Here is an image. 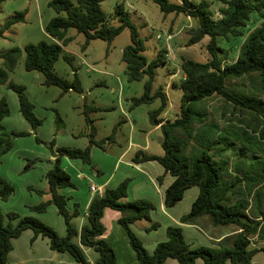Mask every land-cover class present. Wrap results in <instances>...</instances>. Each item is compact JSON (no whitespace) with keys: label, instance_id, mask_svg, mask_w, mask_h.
<instances>
[{"label":"trees","instance_id":"obj_1","mask_svg":"<svg viewBox=\"0 0 264 264\" xmlns=\"http://www.w3.org/2000/svg\"><path fill=\"white\" fill-rule=\"evenodd\" d=\"M103 0H50L57 15L46 25V31L57 41H39L28 43L22 49L13 47L0 53L3 67L0 68V85H6L16 92L20 111L30 123L33 130L43 123V119L35 113V104L27 94L26 86L9 80V73L14 71L19 59L25 55V68L36 70L44 74L46 85H57L62 93L71 90L82 93L81 80L74 69V78L66 79L55 70V63L72 37L67 36L68 29L75 28L86 37L83 49L93 39H103L111 43L125 28L131 30V43L123 49L122 60L126 63V74L129 81L145 79L144 92L140 96L131 98L130 109L145 103H152L160 98L158 108L149 111L150 123L161 125L164 132L162 146L163 155L151 154L139 149L133 156V161H158L165 169V174L174 177L173 182L165 192V205L171 207L183 199L185 191L193 186L199 187V194L193 201L191 210L181 217V221L194 219L202 214H209L215 224L235 223L241 231L232 238V243L222 244L220 247L198 246L192 247L186 240L183 227L169 225L167 239L160 241L153 252L148 251L141 238L132 228L137 220L147 219L151 222L146 231H152L160 226L153 221L151 212L155 204L146 198L127 200L128 187L131 178L123 179L116 187L106 188L102 196H95L89 206L88 223L79 231L72 224V219L79 215V204L70 211L67 208L68 197L61 192L63 187L74 186L71 175L62 167L63 156L81 159L84 163L92 164V149L94 146L105 148V143L114 140L116 127L107 138L96 139V128L91 125L89 142L86 147L56 146L53 139L49 147L55 156L54 167L46 173L48 190H38L39 193L51 194V198L38 205L31 206L32 210L44 212L54 203L58 213L65 219L67 232L60 235L52 226L38 217L26 215L21 217L17 212L7 213L9 220L5 223L4 213L0 210V264H9V253L13 249V239L19 237L25 229H32L34 236L48 237L50 247L58 252H70L80 264H91L81 245L93 247L98 252L95 264H116L117 255L112 245L103 237L106 227L101 222L106 208L120 211V224L125 228L130 243L136 252L141 264H166L168 258H175L180 264H195L197 258H202L204 264H253L254 256L262 252L264 244L252 246V238L256 235L264 240V159L256 156L258 160L249 165L232 164L233 178L226 177L223 165L218 161L215 153L208 149L193 148L191 159L183 152L189 141L193 140L203 146L206 140L211 139L217 127L216 123L206 122V113L195 110L194 103L210 97L216 93L227 97L241 105L253 107L264 116V109L249 102L243 95L231 93L228 89V79L242 77L246 74L258 72L264 81V20L250 31L242 43L237 59L234 62L223 64L219 56L218 38H230L244 35V28L251 19L252 14H259L264 19V0H223L225 4L220 9L221 17L216 19L210 8L208 0L194 2L193 0H153L165 14H185L196 21L194 27L188 31L187 45L200 42L205 36L210 37L207 48L211 54L209 61H198L184 58L181 69L184 78L179 84L183 93L181 97L180 112L174 120L164 122L162 113L168 106V96L162 87L153 90L156 68L167 62V48L161 49L156 59L149 61L143 54L145 45L138 29L129 18L122 3L117 4L114 17L120 21L119 25L110 23L108 14L102 8ZM24 20V13L8 19L0 29V35L15 23ZM64 58L73 65V56L65 54ZM89 110L100 109L89 106ZM11 114L9 102L5 96L0 95V158L13 148V141L5 133L3 120ZM57 120H61L56 112ZM86 120L91 122L89 115ZM120 120L117 125L122 123ZM195 124L199 127L196 130ZM182 129L184 137L176 136V131ZM14 136L29 135L26 131H12ZM260 149L264 152V129L262 130ZM37 142L42 140L36 136ZM56 147V148H55ZM36 160L28 162L25 170L33 167ZM228 162L226 161V164ZM259 163L258 168L256 164ZM225 167V166H224ZM228 173V172H226ZM164 174V175H165ZM164 175L158 180L163 182ZM15 192V187L6 179L0 177V199L8 200ZM18 219L17 223L13 221ZM80 237V243L75 238Z\"/></svg>","mask_w":264,"mask_h":264},{"label":"rangeland","instance_id":"obj_2","mask_svg":"<svg viewBox=\"0 0 264 264\" xmlns=\"http://www.w3.org/2000/svg\"><path fill=\"white\" fill-rule=\"evenodd\" d=\"M49 1L0 0V29L8 19L24 13V20L15 23L5 30L4 35H0V53L13 47L23 49L31 42L57 41L45 29L47 23L57 15V12L49 6ZM170 1L180 2L181 0ZM208 1L214 12V17L220 18V9L225 5L223 0ZM120 3L124 5L129 18L136 25L145 45L143 54L149 61L156 59L161 49L167 48V62L156 68L153 90L156 91L162 87L167 93L168 106L162 113V117L174 120L180 112L183 93L179 85L184 76L181 62L184 58L209 61L211 54L207 44L210 37L207 35L200 42L187 45L188 31L195 26L196 21L183 13L165 15L153 0H103L102 8L108 14L110 23L114 25L120 24L119 19L114 17L115 7ZM263 20L259 14H252L244 28V35L232 36L228 39L218 38L219 56L223 60V64L234 62L237 59L247 34ZM67 36L72 37V40L63 46V52L55 63V70L62 77L72 80L74 66L81 80L82 93L74 90L62 93L61 87L46 85L43 73L25 68V55L19 59L14 71L9 73V80L26 86L27 94L35 104L36 115L43 119V123L35 130L21 113L16 92L6 85H0V95L7 98L11 109V114L3 120L4 134L11 138L14 144L10 155L7 157L2 155L0 158V177L15 187V192L8 200L0 199V210L4 213L5 223L9 220L7 213L10 211L17 212L21 217L26 216L21 212L22 208L28 203L31 204L33 197H43L40 203L46 200L44 199L45 194L38 192V190L44 192V188L36 183L40 173L44 177V167L40 169L37 166L46 161L44 152L51 151L49 145L53 139L57 147L69 146V143L80 145V143L89 142L91 125L96 128V139L98 140L107 138L116 127L114 140L111 143H105V148L109 150L106 154H114L118 157L130 147L126 156L128 157L139 149L136 146H130L129 137L132 125L136 132L133 141L139 145L145 143L146 133L154 127L149 120V111L159 107L160 98L152 103H145L130 109L131 98L140 96L144 92L145 83V79L129 81L126 74L127 65L122 60L123 49L131 43V30L128 27L125 28L111 43L99 38L93 39L85 49H83V44L86 37L83 33L78 32L75 28H70ZM65 54L73 56V65L64 58ZM1 67H3V59L0 57ZM228 89L231 93L247 97L249 102L264 109V81L258 72L228 79ZM89 106L100 109L89 110ZM192 107L205 112L206 122L216 123L217 127L210 141L206 140L203 146L193 140L189 141L183 152L186 157L191 159L193 148H199V151H202L203 148H210L208 152L211 154L216 152L215 158L222 163L223 172L229 178H233L235 174L232 164L247 166L258 160L256 156L264 159V152L259 147V139H261L260 136L264 129V116L257 109L241 105L218 93L194 103ZM56 112L60 114L61 120L59 121ZM87 115L91 122L86 120ZM129 118H132L130 119L132 123ZM120 120L123 122L117 125ZM198 127L199 125L195 124L196 130ZM13 130L26 131L30 134L14 136ZM175 134L178 137L185 136L182 129H178ZM36 136L42 142H37ZM148 136L152 147L150 151L164 154L162 128L152 131ZM91 156L92 164H85L95 170L93 150ZM36 159L32 168L24 169L28 162ZM258 165L259 163L256 164V168ZM28 172L31 173L30 177ZM195 187V190L199 188ZM192 194V191L185 193V199L182 201L183 206L190 202ZM30 204L26 207L32 210L31 206L34 205ZM35 217L44 221L39 216ZM148 221L141 219V222L144 223ZM13 222L17 223L18 219ZM52 227L57 231L54 226ZM141 240L143 239L141 238ZM252 240V246L260 244L257 237H253ZM75 242L77 241L75 240ZM94 255H98L94 249L88 252L89 258L92 259ZM260 258H264L262 252L256 255L254 264H259Z\"/></svg>","mask_w":264,"mask_h":264},{"label":"crops","instance_id":"obj_3","mask_svg":"<svg viewBox=\"0 0 264 264\" xmlns=\"http://www.w3.org/2000/svg\"><path fill=\"white\" fill-rule=\"evenodd\" d=\"M130 119L132 118H129V120ZM130 122L132 123L131 120ZM159 128H161V125L154 126L152 130L146 133L145 143L139 145V143L133 141L136 132L132 125L129 137L130 146H136L151 154L163 155L155 151H150L152 147L148 135ZM87 142L80 143V145L69 143V146L84 148L87 146ZM92 150L95 170H93L90 165L85 164L81 159H73L67 156L62 157V166L71 175L75 185L63 187L61 192L68 197L67 208L70 211L74 210L75 203L80 205L79 215L72 219L73 222L71 221L79 231L84 224L88 223V211L92 199L97 195L102 196L106 188L116 187L127 177L132 178L128 187L127 200L146 198L151 200L156 206V208L152 210L151 216L153 221H158L160 223L157 229L146 231V228L151 224L150 221L144 223L141 222V220H137L131 225L135 233L143 239L144 245L150 252L154 251L156 245L160 241L167 239V228L169 225L182 226L184 236L192 247L202 245L211 247H220L222 244L230 245L232 243V238L241 231L240 227L235 223L215 224L209 214H202L194 219L182 222L181 217L191 210L192 203L199 194V188L195 190L196 187L193 186L185 191V193L188 191H192L193 193L190 202L185 206L182 205V201L185 199V197H183V199L175 205L166 207L165 192L167 187L173 182L174 177L170 174H165L164 167L158 161L152 160L136 163L132 159L137 150L133 155L126 157L130 147L118 157L114 154H106L109 152L108 148L103 149L99 146H94ZM11 152L12 151H8L3 157H7ZM44 159H46V161L37 166L40 169L44 167V177L43 174L40 173L39 180H37L36 183H39L38 185H41L44 190H48L45 174L53 167L55 156L51 151H47L44 152ZM27 174L30 177L31 173L28 172ZM162 175H164V180L160 182L158 177ZM92 186L97 190L93 191L91 189ZM41 198L43 197H33V202L28 204H38ZM50 198L51 194L46 193L44 195V199L48 200ZM26 206L22 208L21 212L23 215L39 216L43 218L46 223L54 226L59 234H66L67 226L65 219L58 213V208L54 203L50 204L44 213H35V211L30 210ZM121 215L122 213L120 211L111 208L105 209L104 215L101 218V222L106 227L103 237L112 245L116 252V264H141L130 243L125 228L119 222V217ZM33 236L34 231L28 228L25 229L19 237L13 239V249L9 253V264H80L70 252H58L52 249L48 237L38 236L32 241ZM255 237H257L260 244L254 246H261L264 244V240H261L257 235ZM75 240L80 243L79 236L76 237ZM81 246L89 262L95 264L98 255H94L92 259L88 256V252L94 248L84 245ZM95 252L97 251L95 250ZM166 264L180 263L177 259L170 257L166 260ZM195 264H204V260L202 258H197ZM259 264H264V258L259 259Z\"/></svg>","mask_w":264,"mask_h":264},{"label":"built area","instance_id":"obj_4","mask_svg":"<svg viewBox=\"0 0 264 264\" xmlns=\"http://www.w3.org/2000/svg\"><path fill=\"white\" fill-rule=\"evenodd\" d=\"M167 120H168L167 118H164V122L167 121ZM91 189H92L93 191H96V190H97L94 186H92Z\"/></svg>","mask_w":264,"mask_h":264}]
</instances>
